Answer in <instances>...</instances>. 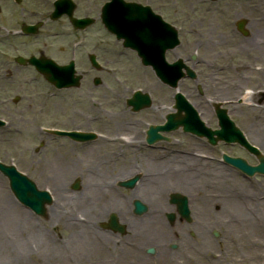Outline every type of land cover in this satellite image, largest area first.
I'll list each match as a JSON object with an SVG mask.
<instances>
[{"label": "flooded vegetation", "instance_id": "obj_1", "mask_svg": "<svg viewBox=\"0 0 264 264\" xmlns=\"http://www.w3.org/2000/svg\"><path fill=\"white\" fill-rule=\"evenodd\" d=\"M55 2L56 0H0V113L8 119L6 125L0 126V133L12 135L25 131L29 136L40 137L39 143H42L43 151L40 159V180L54 191L55 186L62 187V190L57 188V194L61 195L63 189L73 191V185L77 179H80V185L85 187L84 192L74 194L70 201L75 210L80 209L82 213L85 211L84 213L87 214V209H90L92 213L88 215L89 221L81 222L80 219H76L77 224L71 225L64 220L65 214L52 216L51 212L47 211L44 217L46 221L42 227H45L50 234L51 230L57 234L56 230L61 231L62 225L71 233L85 232L89 240L91 235L92 241H88V245L84 248H89L88 253L92 249L96 262L101 260L97 264H107L108 262L104 261L107 260L110 245L105 249L99 248L100 240L96 234L101 237L108 236L112 240V234L120 236L114 230L103 226L110 224L111 216L115 213L119 221L129 223L131 233L128 236L124 234L126 238L119 240L121 245L117 242V244L111 243L112 245L124 246L128 251L130 248L136 249L134 255L141 256V260H151L149 247L154 245L153 254H155L158 251L156 247L158 240L161 239L162 245L170 239L176 245V247L172 245L167 247L172 251L168 258L174 264H205L208 260L209 238V209L208 203L204 201L208 194V185L204 184L205 173L192 171L182 153L186 144L182 134L178 138L173 131L165 133V140L153 142L148 140L149 126L161 125L167 113L172 111L170 96L173 93L172 97H174V92L171 87L158 79L155 86L160 88L153 92V104L150 107L139 113L134 112L129 106L115 109V106L126 100L124 89H128V86L122 76L116 77L117 82H114L113 78L117 72H122L121 67L125 68V60L131 59V63L135 65L139 53L137 49L126 46L124 39L117 38V34L105 27L100 18L103 9L121 10L130 4H135L133 6L150 8L177 27L179 5L187 9L191 1L180 4L178 0H69L67 4H75L76 11H92L91 14L97 17L94 25L100 27L95 29L91 34V42L87 43L81 31L72 28L68 22L67 25L72 29L68 32L67 45L65 40L63 41L65 33L61 27L49 23ZM119 15L120 12H109L108 17L113 20ZM59 20L68 21L66 16ZM25 22L29 24L43 22V24L39 26L36 34L26 36L21 31ZM100 30H104L107 36L101 34ZM151 31L150 26L144 28V32ZM24 35L32 37L33 40L31 43L23 40L22 44H18L19 36ZM48 38L57 43L54 44ZM34 45H39L38 53L52 52L53 57L59 58L62 64L74 59L79 69L87 68V58L90 53H95L106 65L103 81L98 85L93 83V77L89 76V73H85L84 82L79 88L69 87L55 91L54 94L59 99L55 102L56 113L49 112L50 104L44 97L46 91L44 89L42 100L45 113L42 116L50 115L53 118H42V124L37 121L38 115H26L23 109L18 113V109L12 107L10 102L13 95L19 94L31 104L36 95L30 87L27 76L34 68L19 66L16 62L18 50L26 48L27 51ZM172 52L173 49H168L166 57L169 58ZM64 58L70 59L60 61ZM142 66L152 70L143 64ZM46 87L54 88L49 83ZM163 92L166 94L167 109L161 103ZM185 92L191 96L189 88ZM199 107L205 116L208 115L210 109L207 106L200 104ZM51 130H80L92 134L93 138L80 140L75 136L59 135ZM177 144L180 147L179 154H176ZM135 175H139V181L132 188L133 192H129L122 187V183ZM171 185L176 189L171 190ZM174 192H179L188 198L190 220L180 212L178 202H171L170 195ZM135 198H140L148 204L150 218L147 221L138 222L134 219L132 202ZM111 204L117 205L116 210H104L103 207ZM81 212L73 214L78 217ZM169 212L176 218L175 222L171 223L170 233L167 234L161 224L162 216L167 217ZM130 217L133 219L130 220ZM46 240L47 238L44 241V255L47 259H51L44 264H64L61 262L63 260L67 264L69 262L78 264L74 255L78 256L79 247L77 250L75 247H68L69 250L64 257L61 248L65 245L60 239L52 237L51 234V241H54L52 246L51 241ZM101 243L104 244L103 241Z\"/></svg>", "mask_w": 264, "mask_h": 264}, {"label": "rangeland", "instance_id": "obj_2", "mask_svg": "<svg viewBox=\"0 0 264 264\" xmlns=\"http://www.w3.org/2000/svg\"><path fill=\"white\" fill-rule=\"evenodd\" d=\"M178 2L183 4L184 2H188V0H178ZM263 6L264 0H250L248 5L243 3V0H199L193 5H188L187 9H183L179 5L178 26L180 29L181 44L169 56V60L171 61L179 57L189 60L193 53L197 54V61L194 67L198 74V80H184L181 83L182 89L189 88L193 96L191 98L192 102H201L204 106L216 100L234 99V102L227 103L224 108H229L228 114L231 119L248 135L250 141L260 148H262L260 140L255 138L251 132V129L258 127L256 124L258 122V113L252 111L249 104H261L260 101H263L264 97L261 95L250 100L252 99V88H255L258 83L255 79L249 78V72L247 71H249L248 69L251 65L254 68L264 67L263 62L256 57L260 53L264 54V24L259 23L261 8ZM89 12L88 10H79L77 14L82 15ZM242 18L247 20V25L250 30L249 37L241 34L236 27L237 20ZM97 27L100 26H94L86 34L82 33L87 43L91 42V34L95 32ZM61 29L65 33L63 35V41L65 40L64 42L67 45L69 29L66 25H62ZM100 33L107 36L104 30H100ZM22 39L21 37L18 38V40ZM49 41H52L54 44L57 43V41L50 38ZM124 63L126 66L125 68L121 67L122 72H117V77L122 76L123 80L127 82L128 89L125 88L124 92L127 91V94H131L137 87L151 89L153 92L157 88H160V86H155L157 79L151 70L145 69L138 62L137 65H133L131 59L125 60ZM189 64H193V62L190 60ZM29 76L31 77L30 86L33 87V91L36 93L33 105H25V102H23L16 107L20 109L24 108L23 113L26 115H40L43 113L44 103L42 100V90L46 86V81L38 74L31 73ZM113 81H117L116 78H113ZM259 82H264V78L260 77ZM199 86L201 89H197ZM153 87L156 88L153 89ZM200 91L202 93L199 94ZM165 97L166 94L163 92L161 96L162 102L167 101ZM58 100L55 97L49 103L53 106L52 104H55ZM123 107L124 104L122 103L114 108L120 109ZM208 115L211 116L203 117L208 125L213 128H218V119L213 111L210 110ZM41 118L52 119L53 117L46 115L41 116ZM187 139L188 150H191L193 154L203 155L200 162L191 160L190 157L189 161H191L194 168L196 163H199L197 167L203 171L210 170L209 173L211 175V177L208 176L207 182H209V207L212 215L209 217V259L205 264H264V175L256 174L255 176H246L237 168L229 164L227 165L221 160L223 153L241 156L253 164L258 162L257 158L237 144L219 142L216 145H212L206 139L201 141L190 134H187ZM30 140L31 138L25 134L15 135L13 137L0 136V160L6 163H14L19 169L27 172L31 178L36 180L39 187H45L37 178L41 173L40 164H33L31 162L32 158L37 160L36 158L40 157V154H32L29 147ZM35 141L36 139H33L32 143ZM198 142L204 144L197 145ZM262 150L264 151L263 148ZM0 198L10 200L9 210L17 207L21 210V215L25 213L24 211L29 212V209L14 196L7 177L1 172ZM225 198H237L239 201L237 203L235 200L226 201ZM66 201H64V208H58L59 210H63L61 214L71 215L72 213L76 214V212H81L80 209H73L72 203L67 204ZM232 205L236 208H233ZM245 211L253 217L251 220H242L241 213ZM32 214L34 217L32 216L31 221L34 222V225L30 227L29 232L23 230L26 237H21L30 240V244H33L38 250H41L39 255L42 256L44 255L45 247L43 233L45 230L40 226V223H44L46 219L34 213ZM81 214L84 215L82 212ZM136 218L141 219L139 216ZM93 224L95 225L96 223L93 221ZM34 226H38L39 231L34 229ZM61 227L60 234H56L54 230H51V234L52 237L60 239L65 245V247L61 248L62 255L64 256L69 250L65 242L68 241L71 235L68 229H65L62 225ZM214 231L218 232V236L214 235ZM36 232L39 234V237L36 236ZM127 233L128 236L130 231ZM125 237L121 236V239L124 240ZM53 242L52 240L50 243L51 246ZM110 243H118L121 245L119 241L116 243L114 239H111ZM88 251L89 248H84L83 246L78 256L74 255L78 264H97V262L101 261H95L92 249L89 253ZM107 254V260L104 261L105 263L108 262L107 264H129L132 260L139 264L162 263H158L156 259L145 261L133 259V253L131 255L132 259L128 263L120 260L118 262L114 260L116 255L112 257L110 251H107ZM134 256L138 257L136 255ZM61 262L67 264L65 260ZM35 263L40 264L41 262L34 255H31V258L27 259L24 264ZM166 264L170 263L166 262Z\"/></svg>", "mask_w": 264, "mask_h": 264}, {"label": "water", "instance_id": "obj_3", "mask_svg": "<svg viewBox=\"0 0 264 264\" xmlns=\"http://www.w3.org/2000/svg\"><path fill=\"white\" fill-rule=\"evenodd\" d=\"M122 11V10H121ZM104 22L108 26H114L115 31L117 32L118 36L123 37L126 40V44L128 46H132L139 51H141V57L145 64H151L157 70V74L166 82H170L174 79V83L176 84V80H178L181 76L184 75L182 71V67L185 65L182 63V60H178L173 67H177L174 70H166L165 68V58L164 52L168 46L174 47L179 43L177 38V33L175 30L172 31L171 34H167L164 32V23H161L159 16H156V21L152 22L150 20V16L144 15L147 10L139 8L138 6L128 5L124 8V12H128L129 15L122 20H114L108 21L107 19V11L104 10ZM138 12V14H137ZM151 12V11H150ZM58 16V15H56ZM73 23L78 27H86L91 23V19L89 18H72ZM245 20H240L238 22V28L244 33L248 34L247 30H245ZM153 25L155 28L151 31V34L141 35L140 37L137 35L138 31L134 29H139L141 26H149ZM121 28V29H120ZM162 48L160 49V45ZM157 45L159 47H157ZM159 50V52H157ZM20 62L24 63L22 58L19 59ZM28 61L34 64L37 69L45 75V77L56 83L60 84L63 80L61 78V71L60 68L56 65L53 68H45V63L41 59H37L35 57H31ZM188 73L194 76V73L191 70H188ZM68 82V81H67ZM141 97L140 92H136L133 98L129 101L130 104H140L136 100ZM147 100L149 96L146 95ZM183 100L180 98L179 101ZM191 114V113H190ZM188 118H184L182 120L176 119L175 115L169 117L170 124L172 127H178L180 124L184 125V129L186 131H191L197 133L199 135H207L212 143H217L218 140H226L229 142L238 141L242 145L249 148L251 151L257 152L256 148L253 147L243 136L240 129L235 125V123L222 112L220 114V129L211 130L204 126L203 122L198 118L195 117L194 119L193 114ZM217 135V136H215ZM226 160L229 163H232L234 166L238 167L239 169L243 170L245 173L249 175H254L257 171L260 173H264V156H260V164L256 166L249 165L243 158H232L226 156ZM0 169L3 171L10 179L11 188L13 189L17 198L27 205L28 207L35 210L37 213H44L45 210V203L51 201V196L45 190L38 189L36 184L30 180L25 174L21 173L16 169L13 165H6L0 163ZM136 211L141 213L144 209V206L141 202L136 201ZM116 224V223H115ZM153 250V249H151Z\"/></svg>", "mask_w": 264, "mask_h": 264}, {"label": "bare ground", "instance_id": "obj_4", "mask_svg": "<svg viewBox=\"0 0 264 264\" xmlns=\"http://www.w3.org/2000/svg\"><path fill=\"white\" fill-rule=\"evenodd\" d=\"M191 1V5H193L194 3H197L199 0H190ZM250 2V0H243V3H245L246 5H248ZM210 8V7H208ZM212 8H214V6H212ZM261 16L259 17V23L264 24V6L263 8H261ZM258 59L260 61L263 62L264 64V54L260 53ZM251 67V68H250ZM249 67V78L255 79V81L258 83L255 88H252V92H251V97L253 100V98L257 97V96H261L264 97V82H259V78L263 77L264 78V72H262L264 70V67H257L254 68L252 65ZM243 93V92H242ZM244 94V93H243ZM261 104H254V103H250V109L252 111H255L258 113L257 116V120L258 122L256 123L258 125V127L256 129H251V132L253 134V136L257 139L260 140L262 148L264 149V100L260 101ZM241 105V104H238ZM245 137L249 139L248 135H246V133L243 131ZM201 139V138H200ZM203 139V138H202ZM204 144V143H201ZM261 148V149H262ZM178 152V151H176ZM182 153H186V152H182ZM189 154V153H188ZM203 158V155H197L194 154L192 156V159L199 162L200 159ZM212 161V160H211ZM210 170L208 171V169L206 170L205 176H209L210 175ZM208 177V178H209ZM205 179V180H208ZM172 189H176V187L172 186ZM62 190V187H57L55 186V191L53 193H58V190ZM134 195V194H133ZM132 197H136L133 196ZM73 196V195H72ZM55 197V196H54ZM65 197H60L58 198V200L64 201ZM57 200V197H56ZM57 200V201H58ZM66 200V199H65ZM100 200H103L102 198H100ZM225 200L229 201V200H235V202L237 203V201H239L237 198L231 199V198H225ZM247 200V197H246ZM10 201V200H9ZM9 201L6 198H0V264H24L26 263L27 259L31 258V255H34L36 259L40 260V264H44L47 263L51 258H46L45 255H39L41 250H38L36 246H34L33 244H30V240L23 239L21 236L26 237L25 234L23 233V230L26 232L30 230V227H32L34 225V222L31 221L32 217L30 216V212L28 211H24L25 213L22 214L21 210H19L17 207H13V210H9ZM205 202H209V199H204ZM89 202V201H88ZM109 202V200H108ZM54 204L57 205H52L49 207V210L51 212L52 216H58L60 215L61 211L57 208L58 205L62 207V205L53 202ZM67 204L72 203L69 200L66 201ZM65 205V202H63V206ZM116 206L117 205H107L106 207H103L104 210L110 211V210H116ZM128 206V205H127ZM233 208H236L234 205H232ZM85 209V208H84ZM85 212V211H84ZM83 212V214H85ZM27 214V215H26ZM92 215L91 210L87 209V217L86 215H83V218L80 219L79 217H77V215L75 214H71V215H66L63 216L64 220L68 222V224H75L76 223V219H80L81 222L87 221L89 218L88 215ZM209 215L211 217L212 212L211 209H209ZM242 216V220H251L253 217L248 213V212H242L241 213ZM235 217V216H234ZM92 218V217H90ZM236 218V217H235ZM83 220V221H82ZM77 224V223H76ZM84 225V224H82ZM23 228V229H22ZM34 229H36L37 231H39V227L38 226H34ZM45 231L44 233V238L47 240L46 241H51V234L48 232V230L44 227L43 228ZM150 231H154L152 229H147ZM35 233V232H34ZM37 233V232H36ZM41 234V233H40ZM70 237L68 239L67 242H65V244H67L68 247H75V250H77V248L79 247V249H81L83 246L85 247L86 245H88V241H92L91 235H90V240L88 238V236L81 232V231H74L73 233H70ZM36 236L39 237V234L37 233ZM97 238L99 237L100 240V245H98L99 248H108V246L110 245V252L112 253V257H114V260L118 261H124L126 263L129 262L130 259H132V256L129 255V251L124 247V246H114L110 243L111 238L106 236V237H101L100 235L96 234ZM94 240H97L96 238H94ZM170 240V239H168ZM167 240V241H168ZM101 241H103L104 244L101 243ZM166 241V242H167ZM165 242V244H166ZM149 244V243H148ZM161 245V239L158 240L157 242V246ZM160 249H162V254L166 255V257L169 256V254H171V250H168L165 248V245H162L161 247H159ZM133 252H137L136 249H132ZM131 251V252H132ZM159 254V251H158ZM68 257V255H66ZM29 257V258H27ZM38 257V258H37ZM142 257H135L133 255V259H141ZM132 264H139L138 262L132 260L131 262ZM36 264V263H35Z\"/></svg>", "mask_w": 264, "mask_h": 264}]
</instances>
